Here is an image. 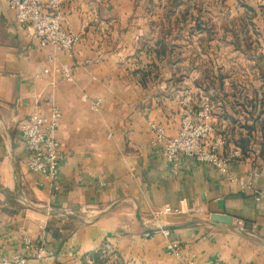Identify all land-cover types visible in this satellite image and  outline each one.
<instances>
[{
    "label": "crops",
    "instance_id": "crops-1",
    "mask_svg": "<svg viewBox=\"0 0 264 264\" xmlns=\"http://www.w3.org/2000/svg\"><path fill=\"white\" fill-rule=\"evenodd\" d=\"M183 6L180 0H69L61 22L81 41L72 59L58 53L51 62V50L30 40L0 0V259L24 252L30 237L53 256L27 264H182L160 232L169 229L185 260L264 264L261 133L243 152L234 143L238 136L223 128L222 152L232 156L231 169L246 188L184 154L174 166L163 145L151 144L149 120L174 136L184 98L198 104L187 91L200 72L182 65V37L163 33L174 26L168 9L176 16ZM53 104L63 114L56 186L28 169L20 132L22 121L48 114ZM166 207L181 213H163ZM212 214L234 223L213 224Z\"/></svg>",
    "mask_w": 264,
    "mask_h": 264
},
{
    "label": "built area",
    "instance_id": "built-area-1",
    "mask_svg": "<svg viewBox=\"0 0 264 264\" xmlns=\"http://www.w3.org/2000/svg\"><path fill=\"white\" fill-rule=\"evenodd\" d=\"M14 11L18 23L26 26L27 36L36 41L41 48H49V61L53 62L55 55L64 54L72 59L81 41L79 33L65 28L60 18V10L69 0H5ZM66 77H70L69 65L63 67ZM38 78V75L35 76ZM102 104L100 98L94 100L91 108L99 110ZM62 110L56 104L50 108L48 114L34 113L22 121L20 132L28 154L27 167L55 184L60 177L63 161L61 143L56 133L62 120ZM153 146L163 145L165 159L176 166L179 155L184 154L199 162L212 164L223 176L231 182H238L243 188L249 187L245 181L237 177L232 169V156L222 152L226 144L225 135L214 136L212 128V114L209 106L195 108L183 100L181 110V128L174 136H168L165 128L153 120L148 121ZM256 175V174H255ZM163 213L180 214V210L166 207ZM167 239L168 251L182 264H197L193 260L184 259L181 245L171 238L169 229H160ZM145 236L150 237L151 233ZM24 252L16 253L10 258L0 259V264H27L30 259L45 260L53 256L42 242H35L30 237L23 240Z\"/></svg>",
    "mask_w": 264,
    "mask_h": 264
},
{
    "label": "rangeland",
    "instance_id": "rangeland-1",
    "mask_svg": "<svg viewBox=\"0 0 264 264\" xmlns=\"http://www.w3.org/2000/svg\"><path fill=\"white\" fill-rule=\"evenodd\" d=\"M180 2L184 6L176 16L168 9L174 26L164 27L163 33L182 37L177 49L184 53L182 65L192 64L200 72L193 92L187 93L197 95L195 108L209 106L214 136L225 135L223 128L227 131L233 125L222 117V104L229 112L240 111L242 120L249 116L246 111H252L251 101L264 110V0ZM164 46L174 50L172 43Z\"/></svg>",
    "mask_w": 264,
    "mask_h": 264
},
{
    "label": "trees",
    "instance_id": "trees-1",
    "mask_svg": "<svg viewBox=\"0 0 264 264\" xmlns=\"http://www.w3.org/2000/svg\"><path fill=\"white\" fill-rule=\"evenodd\" d=\"M242 99H244V101H247L245 100V97H242ZM252 102L253 101L249 103L252 111L251 112L246 111V113H248L249 116L244 117L243 120L241 119L240 111H237L235 110L234 107H232L234 109H232V112H229L226 109L225 104H222L223 105L222 106V110H223L222 117L227 119L233 125L227 130V136L231 135L232 139L233 137L235 138V136H238L237 140L234 139V143L243 152H246L248 148L253 144L256 134L259 132L262 135L261 137L263 141L262 150H264V118H262L264 115V110L260 109L261 107L260 104H257V103L252 104ZM231 105L236 106L238 104H231ZM255 113H257V115ZM243 131L246 132V136L243 134ZM99 257L100 256L95 257L96 262H100V259H98Z\"/></svg>",
    "mask_w": 264,
    "mask_h": 264
},
{
    "label": "water",
    "instance_id": "water-1",
    "mask_svg": "<svg viewBox=\"0 0 264 264\" xmlns=\"http://www.w3.org/2000/svg\"><path fill=\"white\" fill-rule=\"evenodd\" d=\"M210 221L213 224H223L228 226H232L234 223L233 217L225 214H212L210 216Z\"/></svg>",
    "mask_w": 264,
    "mask_h": 264
}]
</instances>
